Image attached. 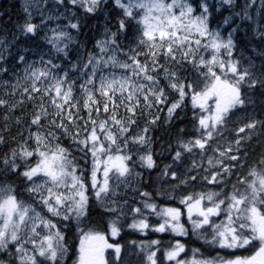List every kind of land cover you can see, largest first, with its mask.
Listing matches in <instances>:
<instances>
[{
	"label": "snow or ice",
	"instance_id": "snow-or-ice-1",
	"mask_svg": "<svg viewBox=\"0 0 264 264\" xmlns=\"http://www.w3.org/2000/svg\"><path fill=\"white\" fill-rule=\"evenodd\" d=\"M126 208L138 264H264V0L0 8V264H128Z\"/></svg>",
	"mask_w": 264,
	"mask_h": 264
},
{
	"label": "trees",
	"instance_id": "trees-1",
	"mask_svg": "<svg viewBox=\"0 0 264 264\" xmlns=\"http://www.w3.org/2000/svg\"><path fill=\"white\" fill-rule=\"evenodd\" d=\"M13 3V0H0V8L6 9L8 8L9 4ZM18 12L17 8H12V15L13 18L16 17ZM174 95V94H173ZM191 115H192V109L191 106L189 105L187 109V116L185 120L183 121V126H186L189 129V132L191 133L192 128H191ZM155 136H162L164 135V129L161 128L158 130L155 134ZM138 199V198H137ZM133 201L130 200L129 204H132ZM125 212L127 213V216L122 218V223L124 224V227L120 233L119 236L115 238H110V240L113 243H119L122 246V256L124 257L125 261L128 262V264H138V259L139 257L137 256L136 253L139 252L138 245L141 242L147 243L153 239H160L163 242L164 246H167L168 242L172 240L174 237L170 233H155L148 231L147 233H140L138 231L132 230L127 227V224L131 223L132 216L133 214L129 209H125ZM93 218L94 219H100V217L97 215V213H93ZM105 221L107 218H104ZM157 218L156 217H150V222L151 223H156ZM182 240H189V247H199L200 244L199 242L193 243L189 238H180ZM132 241H136V245L132 244ZM205 248L207 246H204ZM203 250V249H202ZM111 251V250H110ZM159 255V253H158ZM167 264V262H165Z\"/></svg>",
	"mask_w": 264,
	"mask_h": 264
},
{
	"label": "rangeland",
	"instance_id": "rangeland-1",
	"mask_svg": "<svg viewBox=\"0 0 264 264\" xmlns=\"http://www.w3.org/2000/svg\"><path fill=\"white\" fill-rule=\"evenodd\" d=\"M109 242L113 243L111 240Z\"/></svg>",
	"mask_w": 264,
	"mask_h": 264
}]
</instances>
